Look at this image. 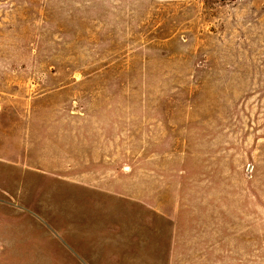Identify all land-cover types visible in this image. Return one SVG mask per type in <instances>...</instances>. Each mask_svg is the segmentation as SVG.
I'll list each match as a JSON object with an SVG mask.
<instances>
[{
  "label": "rangeland",
  "instance_id": "374dc122",
  "mask_svg": "<svg viewBox=\"0 0 264 264\" xmlns=\"http://www.w3.org/2000/svg\"><path fill=\"white\" fill-rule=\"evenodd\" d=\"M61 175L110 180L118 225L193 210L264 264V0H0V197L113 225Z\"/></svg>",
  "mask_w": 264,
  "mask_h": 264
},
{
  "label": "crops",
  "instance_id": "0c3cea01",
  "mask_svg": "<svg viewBox=\"0 0 264 264\" xmlns=\"http://www.w3.org/2000/svg\"><path fill=\"white\" fill-rule=\"evenodd\" d=\"M52 179L93 186L105 197L104 213L113 225L103 220L99 225L39 224L42 212L20 199L0 197V264H245L239 246L215 249L212 232L198 229L196 217L203 215L193 210H160L154 223L118 225L117 196L100 189L108 179L69 175ZM95 210L88 215H95ZM129 213L132 222L134 214Z\"/></svg>",
  "mask_w": 264,
  "mask_h": 264
}]
</instances>
